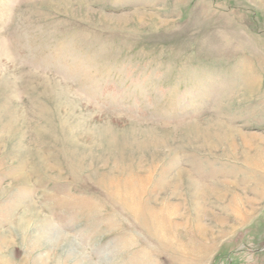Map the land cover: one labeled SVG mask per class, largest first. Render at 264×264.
I'll list each match as a JSON object with an SVG mask.
<instances>
[{"label":"rangeland","instance_id":"rangeland-1","mask_svg":"<svg viewBox=\"0 0 264 264\" xmlns=\"http://www.w3.org/2000/svg\"><path fill=\"white\" fill-rule=\"evenodd\" d=\"M0 264H264V0H0Z\"/></svg>","mask_w":264,"mask_h":264},{"label":"bare ground","instance_id":"bare-ground-1","mask_svg":"<svg viewBox=\"0 0 264 264\" xmlns=\"http://www.w3.org/2000/svg\"><path fill=\"white\" fill-rule=\"evenodd\" d=\"M231 131V130H230Z\"/></svg>","mask_w":264,"mask_h":264}]
</instances>
